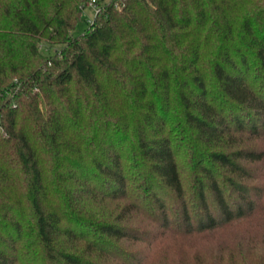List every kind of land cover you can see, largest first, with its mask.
<instances>
[{
	"label": "trees",
	"instance_id": "obj_1",
	"mask_svg": "<svg viewBox=\"0 0 264 264\" xmlns=\"http://www.w3.org/2000/svg\"><path fill=\"white\" fill-rule=\"evenodd\" d=\"M88 1L0 0V264H187L123 242L264 215V0Z\"/></svg>",
	"mask_w": 264,
	"mask_h": 264
},
{
	"label": "rangeland",
	"instance_id": "obj_2",
	"mask_svg": "<svg viewBox=\"0 0 264 264\" xmlns=\"http://www.w3.org/2000/svg\"><path fill=\"white\" fill-rule=\"evenodd\" d=\"M98 1H100V4L102 3V0ZM98 9L99 7L94 4H87L72 33L74 35L85 33L90 24L94 21ZM42 45L43 48L48 46L46 42H43ZM59 48L60 45L51 46L52 51ZM245 136L248 137L247 135ZM248 140L250 143L257 145V147L264 149V135H259L258 138L255 136L248 137ZM178 153H180L183 175L191 174L192 150L189 147V143L187 142L185 145H180ZM257 172L264 177V162L259 165V170ZM261 183L264 185V181H261ZM114 209L115 206L110 204L105 210L111 212V210ZM148 221L149 220H147L144 214L137 215L135 219H133L135 226H138L142 230H146V237L150 238L151 242H153L152 244L148 245L142 241L133 243L132 240H125L123 242L126 246L125 250L138 255L141 259L156 258L157 262H160L167 257H175L181 252H184L181 254L185 255L186 253L188 257L183 262L187 264H197L194 259L198 256L197 252L200 251L202 255L201 261L203 259L204 262L198 264H210V258H214L215 253L221 249L220 253L217 252L216 254V264H221L219 261H222V259L226 262L230 256L232 258L231 260L246 261V263L251 264H261L264 262V215H258L255 218L223 227L221 230L213 232L212 234L208 233L206 235L203 234L191 237L178 236L170 232L160 236L158 233L159 230L157 229L158 227L153 224L148 226ZM241 237L244 239L239 241ZM237 240L240 243L237 245V250L234 251Z\"/></svg>",
	"mask_w": 264,
	"mask_h": 264
},
{
	"label": "built area",
	"instance_id": "obj_3",
	"mask_svg": "<svg viewBox=\"0 0 264 264\" xmlns=\"http://www.w3.org/2000/svg\"><path fill=\"white\" fill-rule=\"evenodd\" d=\"M94 4V5H96L97 7H98V5H97V0H90L87 4ZM98 11H99V9H98ZM97 11V12H98Z\"/></svg>",
	"mask_w": 264,
	"mask_h": 264
}]
</instances>
